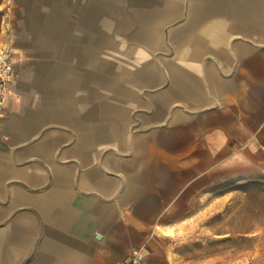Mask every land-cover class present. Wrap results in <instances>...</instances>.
<instances>
[{
	"label": "crops",
	"instance_id": "crops-1",
	"mask_svg": "<svg viewBox=\"0 0 264 264\" xmlns=\"http://www.w3.org/2000/svg\"><path fill=\"white\" fill-rule=\"evenodd\" d=\"M0 0V264H179L171 219L264 169V0Z\"/></svg>",
	"mask_w": 264,
	"mask_h": 264
},
{
	"label": "rangeland",
	"instance_id": "rangeland-1",
	"mask_svg": "<svg viewBox=\"0 0 264 264\" xmlns=\"http://www.w3.org/2000/svg\"><path fill=\"white\" fill-rule=\"evenodd\" d=\"M207 181L208 194L171 219L179 264H264V169L243 180Z\"/></svg>",
	"mask_w": 264,
	"mask_h": 264
},
{
	"label": "built area",
	"instance_id": "built-area-1",
	"mask_svg": "<svg viewBox=\"0 0 264 264\" xmlns=\"http://www.w3.org/2000/svg\"><path fill=\"white\" fill-rule=\"evenodd\" d=\"M14 0H8L9 13ZM17 76L16 60L9 48H0V130L5 118V102L10 94L11 86ZM121 264H150L149 253L146 247L133 248Z\"/></svg>",
	"mask_w": 264,
	"mask_h": 264
}]
</instances>
